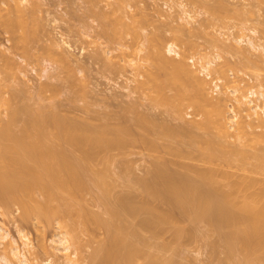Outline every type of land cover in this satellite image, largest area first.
<instances>
[{
	"label": "bare ground",
	"instance_id": "obj_1",
	"mask_svg": "<svg viewBox=\"0 0 264 264\" xmlns=\"http://www.w3.org/2000/svg\"><path fill=\"white\" fill-rule=\"evenodd\" d=\"M0 1H1L0 2L1 5L3 3V5L0 6L2 7L0 8L1 9L0 25L2 22V25L6 24L9 27V25L13 23V22L11 23V21H15V20L17 21L20 19L17 22L21 21L20 25L21 23H23L22 26H19L22 29L21 31H19L22 32L21 36L23 37L26 34L24 36L26 37V39L28 37H32L29 36L30 33L29 34H27L28 32L26 33V30L23 28V25L25 26L26 24V26H28L27 25L28 22L31 23L29 21L30 18L32 19L31 21H33V24L34 21H36L34 19H36V12L39 8V5L37 4L38 2H36L38 0H0ZM255 1H256V6L258 7L264 5V0H255ZM184 6L185 5L182 3L178 4V7L181 9L180 14L182 15L180 17L179 14L178 19L185 21L187 24L189 23L191 24L190 21L193 20L194 16L191 14L190 11H187ZM217 8H219V6ZM220 10L217 11L216 9L215 11L211 12L209 9L206 10V12L209 11V16L211 17V19L223 20L226 18H230L229 15L227 16V14L226 15L221 14L222 11ZM14 16L17 17V19ZM13 17L15 18V20L13 19ZM16 21L15 23H17ZM2 25L0 27H2ZM7 26H5L4 29ZM23 29L25 30V32H23ZM174 29L175 31L172 33L173 34L172 37L176 40L181 39L182 41L184 35L190 34L191 36L193 34L192 32L191 34L187 30H184L186 28L184 27L183 29L182 24H179L178 27H175ZM243 29L244 30L246 29L247 31L253 34H255L257 31V29L254 27L242 28L241 30ZM10 31L11 34L13 31L12 30ZM23 33L25 34L23 35ZM155 33L156 35L153 34L152 36L151 34L150 35L151 37L148 34L149 39L148 41L146 40L147 42H149V46L148 44H146L148 46V48L146 46L148 50L145 49L147 52H145V54L141 56L144 59V64L139 63L137 61L134 64H132L133 60L132 61L129 60V63L133 65L132 68L133 67H135V69L140 67L143 68V71H141L140 68V71L144 72L141 73V75L144 76V79L141 78L140 79L141 81L139 82V88L141 89V92L142 91L145 92L147 96L151 98L150 100L154 101V103H157L162 107L164 106L167 109V111L169 110V112L172 115L171 118L174 117L173 119L178 118V120L181 119L180 121H183L182 112L185 110V108L193 109L194 112L198 111L199 116L201 115L200 116L201 118L200 117H199L200 119L198 118L199 120L197 119L190 120L188 124L185 125L184 123L183 126H180L181 128L179 127V129L188 131V133L193 129L196 130L197 128H199V130L204 129L205 131L211 130L213 131L212 133L215 136V137L213 136L214 137L213 138L211 137L213 135L212 133L210 134L209 131L205 133V131L202 130L206 134L207 138H209L207 135L209 133L210 138L207 139L205 136L204 139L206 138L207 140L204 141L201 138L199 142L196 141V139H193L192 136L190 137V134L189 136L187 135L189 137L188 139L192 138L191 139L192 142L196 141L199 142L200 144L201 142H205L203 143L204 145L203 144L198 145L199 143L193 144L190 140L188 141L186 136L187 143L190 142L193 144V145L186 144L187 146L191 148L194 147L193 148L194 150H200L201 147L203 146L202 149L204 150L201 153L203 154L202 155L203 159L202 161L201 159H198L199 164L198 163L179 164L178 159L188 158L191 160H195V158L193 157L189 158L190 152L186 153L185 150L180 151L179 149L182 148V145H180L181 148H177L178 146L177 147L175 146L174 149L171 147L172 146L171 144L170 147L168 145L162 144V147L163 148L165 147L164 148L165 152L168 151L166 154L171 153L172 155L171 158L173 157L175 158V156L177 157V160L174 162V164L183 167L182 169H184L183 170L184 173H180L179 176H178L179 174L178 172H177L178 174L176 175L175 173L176 171H174L173 173L170 172L169 174L168 172L169 168L168 170H166V166H165L166 163H170V162L172 163V161H174L176 158L175 159L173 158L174 160L172 159L170 161L167 160L168 162L167 161L164 162L161 153L158 152L164 150L163 148H160L161 150H159L161 144L157 142V140L163 139L164 141L168 138L170 140L171 139L180 140V139H176L179 137L180 130L177 129L178 127L174 128V125L172 126L174 129H171L172 127L170 128V126L168 127L167 125H164L166 127L163 128V124H162V130H160V132L156 129L157 132H159L157 134L155 133L156 131L155 129H154L155 131L152 130V128L154 127L149 126L151 128V131L149 130L150 128L146 124L147 118L145 119L143 118L144 116L142 117L141 115L136 116L137 118L139 117L138 120L135 117L137 121L135 120V118L133 119L137 123L139 121V124L141 125L140 126L135 122L137 124V125L135 124V126L136 127L139 126L138 130H140V127L145 128L140 130L141 132L138 131L136 132L137 130L136 127L134 125L132 126V122L131 124L128 122L130 125L126 123L127 119L125 120V118L124 119L122 118L123 120H125L124 123L121 122L122 125H118L117 123V126L115 125L114 127H112L111 124H108L106 122L104 124L103 123L93 124L91 123L92 122L91 120H89V122L87 119H85L84 121L83 120L79 121L76 119L73 120V118L70 119L62 118L58 115H57L58 116L57 119L52 120V117L53 119L54 116L56 118V115L55 114L53 115V111H50L52 113H49L48 115L49 111L47 110L48 111V112L46 111L47 113L42 112L44 115L41 113V116H39L40 113L38 112L42 111V110L40 111V109H38L37 111L33 110L32 113L31 109L30 108L28 109L27 105L25 104L24 105L26 107L24 106L20 108H19L20 105L14 104V106H12L13 103L11 104L9 102V98L7 99L3 98L2 96L3 91L0 87V108L4 105H6L5 106L6 108L8 105L9 108V110L8 108L6 109L7 114H5L6 115L4 117L5 120H2L0 118V204L1 206L2 207L5 206L7 209V207L8 208L10 207V204H12L13 206L16 204V206H18V208L21 211L20 216H22L25 220L28 219L36 220L37 222L40 223L39 227H43L44 225L49 226V224L52 223L53 220L56 221L57 219L58 221H60V219L63 217L62 214H63V209H65L64 207H66V210L64 211H68L70 210V208H72L69 206H73L74 204L80 203L79 201L81 200L80 197L83 190L86 189L88 190L90 187H94L99 192L97 199L98 202L103 206L104 213L107 216L104 219L101 216L94 214L91 211L89 212L84 208L83 210L81 209V211H83L81 217H80L81 212L79 210H78L79 213L76 212L77 213L76 216L78 217L76 218L78 220L81 219L78 222V224L83 226L85 230H88V226H92L93 229L100 228L103 229L105 232V240H104L105 243L102 242L103 244H101V246L92 249L90 255L88 256L87 263H85V260L83 258L79 257L77 249L75 248L72 249V245H71L72 243L70 242V240L72 241V239L68 237L65 231L66 229L64 230L61 229V231L54 234L53 238L49 240L51 244H54L53 252H51L50 255L48 254V257H46V260L42 264H172L170 260L146 250V248L150 247L151 245L149 244L146 236L144 235V233L146 232L149 233L151 237L156 238L159 237L160 234L164 232L167 227H170L172 228L173 237L175 240H179L184 235L186 236L189 235V237L194 236L195 235L194 228L191 229L177 228L176 221L174 220V217L171 214V208H175L178 211H180L182 216L187 218L190 222L193 223L198 221L207 222L211 227V229L220 236L225 246L226 257L228 260L233 262L235 260L234 257L237 254H241V256L243 257L242 260L239 261V263L238 261L236 263L235 260L234 261L235 264H250L251 261L254 260H257V262H259L260 264H264V180L261 179L258 180L250 175L245 174L244 176L242 175V177L241 175L239 177H235L237 180L229 181L231 174L228 173L229 175L228 176L226 175L227 174L226 172H224L223 174L219 170L222 167L221 163L223 162V160L226 161L224 162L226 164L230 163L229 161H231V159L229 160V158L230 155H232L233 153H235L234 155L237 156L239 154H240L239 156L244 154L243 153L244 151H242V149L240 152L239 149L236 147H234L235 151H233V149L231 148H233L234 145H232L230 150L229 149L226 150V147L228 145L225 147L224 143L226 142V138H227L226 136L230 135V132H228L229 128H231L230 130L233 129L232 131H234V133L232 134L235 135L233 136L236 139L239 138L238 140H241L243 138L242 139L243 141L245 138L244 141L245 142L249 141L250 143H253L252 146L254 145L255 147L261 145L264 146V134L262 133L260 134L259 132L260 130L257 131L256 128V126L264 127L262 126V124L264 123L262 124L260 123L264 121V119L259 120L260 116L256 117L257 115L254 114V111L257 109L259 105L258 103L256 105L255 104L252 105V102L254 100L251 99L253 97H255L254 99L256 100L264 99V90L255 91L254 88L250 89L249 92H247L248 94L244 95V97L241 98V100H243L244 103L240 100V97L238 99L235 95L233 96L234 99L236 100L238 99L239 103H236V105L238 104L236 106L238 108V111L239 108L241 107L243 111L247 110L245 114L246 113L248 114V115L247 114L243 115L242 116L243 118L240 119L241 121L237 120V125H234L236 123L234 122V124L232 125L235 128H233V126L230 124L231 122H229L232 121V119L229 120L228 116L230 114L227 111L228 109L227 110L225 109L227 106L225 107V103H223L226 101L224 100L222 101L221 96L220 97L218 96L220 99L219 98L216 99V97L214 98V96L212 97V95L210 96L209 93H207L208 91L207 90L208 88H206L207 82L205 83L204 82L205 80L201 78L199 74L198 77L197 74L193 71L194 69L191 70L192 67H190V65L187 64L188 62L185 61L184 59L185 55L183 56L182 54L181 55L182 58H181L177 50L178 48L177 45H175L172 42L167 44H164L165 42H163L165 46L162 47L163 44L161 43L162 42L161 41L162 39L160 38L161 35L159 36V33L157 31ZM32 35L34 36V34ZM14 36H12L11 38H13ZM22 37L21 39L20 38L17 39L16 36L14 37V39L18 41L24 39V37L23 38ZM243 37L245 38L243 39ZM245 40H246L245 43L247 49H250L251 51L253 50L252 52H258L259 56H261V54H264V44L260 42H254L252 38H250V36L241 35L240 37H238V39H235V42L239 44L240 42ZM12 42L15 43L13 39ZM29 42L30 41L28 40L27 44ZM20 43L19 45L21 46L22 44ZM216 43L217 44L214 43L215 45L214 44L213 45L218 49L224 50L227 53H231V56L236 55L240 57V60L242 57V59H245L248 62H250L251 58L249 57L248 59V57L245 56L246 51L240 49L236 45L235 47L234 43L224 44L223 42L221 44L220 41ZM192 44L193 43H191V45ZM71 48L72 46L68 43L67 40L63 38H59V40L53 42L51 41L50 44H48L47 46L45 45L43 48L44 49L43 52H45L46 57L48 56L50 61L56 63L57 67L73 70L74 66L73 68H71L72 67L71 65L77 63L78 61L77 59L72 57L70 53ZM140 48H138V50ZM241 50H243L244 52H242ZM109 52L110 51H105L104 53L107 54ZM165 52H167L168 54L172 53L173 55H176L178 59L175 60L173 58L174 59L173 60L171 59V57H167ZM249 53L247 52V54ZM220 57L221 56H219V53L218 54L216 53L214 56L215 60ZM258 61L259 60H257V62ZM109 63L110 65L112 64L111 62H108V64ZM250 63L254 64L255 62L254 60H251ZM14 64L15 63L13 62V59L9 55L8 56L7 54L5 55L4 52L0 53V66L3 69L7 70L5 72L8 73L10 77H11V71H13V68H15ZM211 64L212 61H207L202 65L199 64L200 67L201 66L202 67L200 68L198 66L200 70H198L197 72L199 71L207 72V69ZM224 64L223 67L225 66ZM261 64L264 63H262L261 61ZM217 69H219V67H217ZM43 71L45 70L43 69ZM69 74L71 77V74H73V72ZM223 76L224 74L221 77ZM254 76H256V78L259 79V73L254 74ZM6 78L2 77L0 81L2 82ZM5 81L7 80H4V82H2L4 83V86H6ZM233 81L236 80L232 79V82ZM259 84L257 85V87L259 86ZM41 85L43 89L44 88L47 89L48 85L51 86L50 84L47 85L44 82L42 84L40 83V86ZM236 86L237 85H235L234 89L230 91L232 93L235 92L237 95L240 94V92L239 93L236 92L235 89ZM215 87L217 86L215 85ZM237 88H241V86ZM48 90L49 89H47V91ZM52 90L53 88L51 87V91ZM238 90L240 91V89ZM220 94H223V91ZM227 94H230L228 93V90H227ZM17 96L18 95H16V97ZM16 99H19V97ZM16 101L15 103H18ZM241 105L244 106V108H242ZM231 109L232 108L230 107V110ZM45 110L46 109H44V111ZM35 111L37 115H34L36 114L34 113ZM250 111H253V114L256 115L253 117V119L255 118L256 122L259 124V125L255 124L256 125L255 127L253 125L255 121L252 123L253 119H249L251 120V122H249V120L245 122L246 119L244 118V116H246V118L247 116L248 118L250 116H253L252 112ZM1 112L2 111L0 109V113ZM22 114L26 115L27 118ZM21 115L24 116L25 119ZM236 115L237 114H235L231 118H234ZM59 117L60 120L58 119ZM141 117L142 119H140ZM43 118L44 119L47 118L48 120L51 118V120L49 121H53L51 122V124L53 123L52 126L55 127L53 128V130H55L56 132H53L52 138L49 136L46 130L49 121L46 120V122H48L46 124L45 120L43 122L42 120ZM127 118L128 120L131 119V118L129 119V117ZM65 119L66 121H64ZM143 119H145V122L142 121ZM18 121L21 122L20 125L21 128L18 129V131L13 130L12 127L14 126L15 128L16 124L19 123ZM144 124L146 125V127L144 126ZM180 124H182V122ZM131 126L135 127L136 130ZM130 129H132L134 133L136 132L135 135L133 132L131 133L132 130ZM144 130H145L144 132L145 136L144 133H142ZM137 133L139 137H137L138 136ZM146 133H148L149 135H146ZM152 134H156V136H154L155 140H153V138L151 139V137H153ZM146 136H149L150 139ZM237 136L239 137L237 138ZM179 138H181V136ZM52 139L55 140L52 141ZM136 139L139 142H142V144H144L149 150H151L152 152L154 151V153L156 152L155 150L157 149V155L158 153H160V156L158 157L159 158L161 157L162 163L160 162L161 160H159V158L157 159V156L155 155V161L153 160L155 164L152 165L154 166V169L151 168V170L153 169L152 170L153 174L150 172L151 174L150 176H148L150 178L148 177L146 178V176L145 177L134 176L135 178L130 177L127 172L128 168L125 169L126 166L123 167L124 169L122 170L123 172L121 171V175L125 174V176L124 175L122 176L128 183L127 186L132 188H137L140 191V193H142L143 195L139 198V196L128 192L125 194L121 193L119 196H113L111 193L112 187L110 182L108 181L109 170L106 166L108 162V158L106 156H108V154L113 150L124 149L129 144H132L133 140L134 142H136L137 141ZM213 139L215 140L213 141ZM249 142L248 145L250 144ZM167 143H169V141ZM158 144H160V146H158ZM184 144L183 146L185 148ZM245 144L247 145V143ZM214 146L217 147L218 149L214 148ZM262 146L260 148H262ZM224 147H225L224 151L228 154L229 158L227 157V155H224V153H222L224 151L221 152L220 150ZM217 150L220 151V154L222 156L218 153ZM182 151H184L185 154ZM165 152L163 153L165 154ZM101 154L104 156L100 157ZM246 155L247 154L245 153V155L241 156V158L243 157L242 159H246L247 157H244ZM224 156L225 159H223ZM252 157L255 158L257 162L259 161L257 166H255L257 168L253 169L254 172L264 171V152H261L259 154L255 153L253 154ZM102 158L104 161L103 167L101 169H94L95 161H99ZM156 159L157 162L159 161L158 163L156 162ZM215 161L216 162L220 161L219 163L218 162L217 163L220 164L221 167H219L220 165H218ZM239 168L241 169L243 168L242 169L243 171L245 170L244 167H239ZM218 170L222 173L221 175L223 176L219 175L220 173H218ZM253 170L251 172H253ZM247 171L249 170H245V172ZM128 176H129V180H128ZM217 176L219 178L221 177V179H219ZM155 201H158L161 204H165L168 207V209L166 210L159 209L157 204L153 203ZM70 212L72 213V210H70ZM67 213L69 214V211ZM62 227L66 228V226L61 223L60 228ZM40 231L41 230H39V232ZM17 233L19 234L21 244H17L16 240L7 241L6 239L9 233L8 231H6V228H4L3 225L0 223V241L2 242L7 241L4 244L6 247L3 246V249L0 248L1 249L0 264H30L29 263L30 259L26 256L27 253L26 251L29 249H27L26 251L24 250L25 247L31 248L29 247L30 242H28L27 236L24 233H22L21 231H18ZM39 235L40 236L37 242V247L43 252L47 253L45 236L42 231L40 232ZM164 248L165 247L163 245L156 246L157 250H162ZM51 256L54 258H52ZM53 259L54 260L56 259L58 262L54 263L52 261ZM32 262L33 264H40L37 263L36 258L32 259Z\"/></svg>",
	"mask_w": 264,
	"mask_h": 264
},
{
	"label": "rangeland",
	"instance_id": "obj_2",
	"mask_svg": "<svg viewBox=\"0 0 264 264\" xmlns=\"http://www.w3.org/2000/svg\"><path fill=\"white\" fill-rule=\"evenodd\" d=\"M36 2H38L37 4L39 5V8L36 12V19H34L36 21H34L33 24V21H31L32 19L30 18L29 21L31 23L27 21L28 26H26L25 24L26 28L23 25V28L26 30V33L27 32H28L27 34L30 33L29 36L32 37H28L26 39V37H24L26 34L23 33V35L25 34L23 36L25 40L22 39L17 41L16 39H14V37L16 36L17 39L19 38L21 39L22 32L19 31H21L22 29L19 26H22L23 24L21 23L20 25L21 21L17 22L20 19L16 21L15 18L17 19V17L15 16H14L15 18L13 17V19L17 23H15V21H11V23L13 22L12 23L13 25L10 24L12 26L9 25L8 27L6 24H3L4 25L3 26L1 22L3 28L0 27V53L4 52L5 55L6 54L7 56L9 55L13 59V62L15 63L14 64L15 68H13V71H11V77H10V75H8V73L5 72L7 70L3 69L0 66V70H2L0 71V79H2V77L6 78L8 76L6 79H4L7 80L5 81L6 86H4V83H2L4 82L3 80L2 82L0 81L1 82L0 84H3L0 85V87L3 91L2 94L3 98L5 99L9 98V102L11 104L13 103L12 106H14V104L20 105L19 106L20 108L27 105V108L28 109L30 108L32 113L33 110L37 111L38 109H40V111L41 110L42 111L38 112L40 113L39 116H41L42 112L44 113L47 110L49 111V112L47 111L48 115L49 113H52L50 111H53V115L55 114L56 118L54 116V119L52 117V120L57 119L58 116L66 119L73 118V120L76 119L79 121L82 120L84 121L85 119H87L88 122L89 120H91L92 122L91 121L90 122L93 124L94 123L104 124L106 122L108 124H111L112 127H114L115 125L117 126V123L118 125H122L121 122L124 123L126 119L128 120L127 117L131 119L128 121L126 120V123L129 122L131 124L132 122V126L133 125L135 126V124L137 123L136 121L139 119V117L137 118L136 116L141 115L142 117L144 116L143 118L145 119L147 118L146 124L148 125V127L149 126L154 127L152 128V130L157 129L159 132L160 130H162V124H163V128L166 127L164 125H167L168 127L170 126V128L174 125V128L178 127L177 129H179V127L183 126L184 123L185 125L188 124L190 120L193 119L199 120L201 118L200 117L201 115L199 116L198 111L194 112V110L190 108H185V110L182 112L183 115L182 117L184 122L180 121L181 119L178 120V118L177 119H173L174 117L171 118L172 115L169 112V110L167 111V109L164 106L162 107L161 105L154 103V101H151L150 100L151 98H149V96H147V94L143 91L142 94L141 89L139 88V82L141 81L140 79L141 78L144 79V76L141 75V73H144L141 72L143 71V68L140 67L141 71L140 68H136V69L135 67L132 68L133 65L129 63V60L131 61L133 60V63L131 62L132 64H134L136 61L144 64V59L141 56H143L145 52H147L146 50H148L147 49L149 46V42H147L149 39L148 34L152 32L151 33L152 36L153 34L156 35L155 33L156 31L159 33V36L161 35L160 38L162 40L161 39L160 40L162 42L161 41L160 42L162 44L163 42H165L164 44L172 42L175 45H177L178 47L177 50L180 56L182 54L183 56L185 55L184 56L185 58L184 57L183 58L185 59V61L188 62L186 63L190 65V67H192L191 70L194 69L193 71L197 74V76L199 74L200 77L203 78L205 81L203 79L202 80L205 83L207 82L206 88H208L207 90L209 91L208 92L206 90L207 93H209L210 96L212 95V97L214 96V98L216 97V99L221 96L222 101L223 100L226 101L223 103H225V107L227 106L225 109L226 110L228 109L227 111L230 114V115L228 114L229 120L232 119V121H229L231 122L230 123L231 125L234 124V122H236L234 125H237V120L241 121L240 119L243 118L242 116L247 114V113L245 114V112L247 111L245 110L246 107L244 109L245 111H243L241 107L239 108L238 111V108L236 107L238 105V104L236 105V103H239L238 102L239 97L241 100V98H243L244 95L248 94L247 92H249V90L253 88L255 91L264 90L262 89L264 88V64H261V61L262 63H264V54H261V56H259L258 52H252L253 50L251 51L250 49H247L245 43L246 40L240 42L239 44L235 42V39H238V37H240L241 35H247L250 36V38H252L254 42H260L264 44V5H261L260 7L256 6L255 0H38ZM179 3L184 4L186 10L190 11L191 14L194 16L193 20L190 21L191 24L190 23L187 24L185 21L178 19L179 14L181 13L180 11L181 9L178 7ZM2 5L0 4V6ZM218 6L219 8H217ZM209 9L211 12L215 11L216 9L217 11L221 9L220 10L222 11L221 14L223 15L227 14V16L229 15L230 18H226L223 20L211 19V17L209 16V11L206 12V10ZM181 16L182 15L180 14V17ZM179 24H182L183 29L184 27L186 28L184 30H187L189 33L191 32L193 33V34L191 33L192 34L191 36L190 34L184 35L183 37L186 38L185 39L182 38V41L181 39L176 40L172 37L173 36L172 33L175 31L174 28L178 27ZM5 26L7 27L4 29ZM250 27H254L257 29L255 34L250 33L246 29L241 30L242 28H250ZM8 29L12 30L13 32L10 34L11 31ZM24 29L23 32H25ZM31 33L34 34L35 37ZM151 34H149V36ZM11 35L12 36L15 35V36L11 38L12 37ZM59 38H63L67 40L68 43L72 46L70 53L72 57L77 59L78 61L77 63L71 65L72 66L71 68H73L74 66L73 68L74 71L66 68L57 67L56 63L50 61L48 56L46 57L45 52H43L44 50L43 48L45 45L47 46L48 44H50L51 41L53 42L59 40ZM244 38L245 37H243V39ZM12 39L13 41H15L16 44L17 43L18 44L16 45L15 43H13ZM28 40L30 42L27 44ZM214 40L216 42L220 41L221 44L223 42L224 44L225 43L233 44L235 42L234 46L236 45L240 49H243L244 51H246L245 52L246 54L247 52L248 53L250 52L251 54L254 53L252 55L250 53H249L250 55L245 54V56H247L248 59L250 57L251 58L250 62L251 60H254L256 64L250 63L247 60L242 59V57L240 60V57L236 55L231 56V53H227L224 50L218 49L217 47L214 46L215 44H217ZM22 41L24 44L22 43ZM19 43L22 45L20 46ZM191 43L193 44L191 45ZM146 44H148V46ZM164 44L162 45V47L165 46ZM138 48H140L141 51L140 49L138 50ZM104 50L110 51L109 53H107L108 56L107 54L104 53L105 52ZM243 50L241 51L244 52ZM165 53L167 57H171V59L173 58L175 60L178 59L177 56L173 55L172 53L171 54H168L167 52ZM216 53L217 54L219 53V56L221 57L215 60L214 56ZM206 60L212 61V64L209 65L206 72L210 76L209 79H206L203 75H201V71L197 72L202 67V66L200 67V65L207 62ZM257 60H259L260 62L259 61L257 62ZM245 61L247 62V64ZM108 62H111L113 66L112 64L110 65V63L108 64ZM223 64L225 65L224 67ZM217 67H219V69H217ZM43 69L45 71H43ZM72 72L73 74H71L70 77L69 73ZM222 72L224 74L223 77L225 81L223 80V77H221L223 75ZM256 73H259V79H257L256 76H254V74ZM253 76L256 78V80ZM212 79L217 80L218 82L217 87L219 89L216 87L213 88L211 82ZM232 79L236 81L232 82ZM43 82L46 83L47 85L48 84L51 85V86L48 85L47 87V89H49L48 91L46 88L43 89L42 85L40 86V83L42 84ZM258 84L259 86L257 87ZM235 85H237L235 88L236 92L237 93L240 92V94L236 95L235 92L234 93L231 92L234 89ZM239 86H241V88H237ZM51 87L53 88L52 91H51ZM225 88L228 90V93L230 94H227V90ZM238 89H240V91ZM222 91L223 94H220L222 93ZM15 94L18 96L16 97ZM234 95L238 98L237 100L234 99L233 97ZM18 97L19 99H16ZM254 98L255 97L251 98L252 100H254L253 102H255V103L252 102V105L253 104L256 105L257 103L259 105V106L257 105L258 107L254 111V114H256L257 116L253 114V111H250L252 112L253 116H250L252 118L250 117L248 118V116L246 118V116H244V118L246 119V121L244 119L245 122H247V120L249 119H253L254 116L256 117L260 116L259 120L264 119L262 118L264 117V107H262L264 106V99H258L260 100L258 101ZM15 101L18 103H15ZM241 101L243 102V100ZM5 106L6 105L0 108L2 111L0 113V118L2 120H5L4 117L6 116L5 114H7L6 109L8 108V105L7 108ZM230 107L232 108L231 110ZM242 108H244V106H242ZM44 109L46 110L44 111ZM36 111L34 113H36ZM235 114H237L236 115L237 117L235 116L236 118L235 117L231 118ZM34 115H37V113ZM24 116L26 117V115ZM60 117L58 118L59 120ZM135 117L137 118V120ZM142 117L140 119H142ZM122 118L123 119L125 118V120H123ZM134 118L136 121L133 120ZM66 119L64 121H66ZM145 119H143L142 121L145 122ZM42 120L43 122L44 120L46 122V120L49 121L51 120V118L49 120L47 118L45 119L43 118ZM254 121L256 122L255 118L252 120V123ZM51 122L53 121H49V123L46 122V124L48 123L46 130L49 136L52 138L53 132L56 131L53 130V128L55 127L52 126L53 123L51 124ZM181 122L182 124H180ZM249 122H251V120H249ZM255 122L253 124L254 127L256 125H259L257 122L256 123ZM260 123L262 124L264 123V121ZM137 124H139V121ZM20 125L21 122L17 123L15 128L14 126L12 127L13 130L18 131V129L21 128ZM144 126L146 127L145 124ZM262 126H264V124H262ZM135 127L132 128L135 129ZM138 127L139 126L136 127L137 130L135 129L136 132L137 131L141 132L140 130L145 129L140 127V130H138ZM174 128L172 127L171 129ZM233 128L235 127L233 126ZM256 128L257 131L260 130L259 131L260 134L261 133L264 134V127L256 126ZM197 129L196 130L193 129L189 133L188 131L179 129L180 130L179 137L181 136V138L179 137L178 138L175 137V138L180 140H173V139L170 140L169 138H168L169 140L166 139L164 141L163 139L157 140V142L161 144V146L160 144H158V146H160L159 150H161L160 148H163L162 144L168 145L169 147L171 144L172 148H174L175 146L176 147L178 146L177 148H181L180 145H182V148L179 150L180 151L185 150L186 153L190 152L189 158L193 157L195 158V160L182 158V159H178L179 162L178 161L177 162L179 164L180 163L199 164L198 159H201V161L203 159L202 157L203 154H201L202 151L204 150L202 149L203 146L201 147L200 150H194L193 149L194 147L191 148L187 145H190L192 143L198 144L201 138L204 141L209 139L210 138L209 133L207 134L209 138H207L205 133L209 131L211 134L213 131L211 130L205 131L204 129H202L205 131L204 133V131L199 130V128ZM230 129L231 128H229L228 131L230 132V135L226 136L227 137L226 142L224 143L225 147L228 145L226 147V150L227 149L230 150L232 145H234L233 148L231 149L235 151L234 147H236L239 149L240 152L242 149V151H244L243 152L244 154H242L241 156L245 155L246 153L247 155L244 157L247 158L242 159L243 157L241 158V156H239L240 154L237 156L234 155L235 153H233L232 155L229 154L230 155L229 158L228 154L224 151L225 150L224 147L220 150L221 152L224 151L222 153H224V155H227V157L229 158V160L231 159V161H229L230 162L229 164L224 163L226 162L225 160H223V162L221 161L222 167L220 164H218L220 161L219 162L217 161L218 163L215 161L218 165H220L219 167H221V169L219 170L223 174L224 172H226L227 173L226 175H228V173L232 175V176L230 175L229 181L237 180L235 177H239L240 175L242 177V175L244 176L245 174L250 175L258 180L259 179L264 180V171L254 172L253 169L257 168L255 166H257L259 161L257 162V160H255V158L252 157L253 154L255 153L259 154L261 152H264V150H261L264 149V146L261 145L262 148H260L261 146L255 147V145L252 146L253 143H250L248 141L250 143L249 146L248 142L244 141L245 138L243 140L244 142L242 141L243 138L241 140H238L239 136H237L238 139H236L234 137L235 135L232 134L234 133V131H232L233 129L232 130ZM149 130L151 131V128ZM157 130L155 131V133L158 134L159 132H157ZM132 132L133 130L131 131V133ZM144 132L145 130L142 133ZM189 134L190 137L192 136L193 139H196V141L199 142L196 141L192 142L191 140L192 138L188 139ZM146 135L149 134L146 133ZM152 136L153 137L150 136L151 139L153 138V140H155L154 136H156V134H152ZM186 136L188 141L190 140L192 143L190 142L187 143ZM205 136L207 139L206 138L204 139ZM213 136L214 134L211 137ZM137 137H139V135ZM146 137L149 138V136ZM54 140L52 139V141ZM134 140L132 141L133 143L131 142L132 144H129L124 149L113 150L108 154V156H106L108 158V162L106 166L109 170L108 181L111 184L112 187L111 193L113 196H119L121 193L125 194L128 192L139 196V198L143 195L142 193H140V191L137 188H132L127 186L128 183L122 176V175L125 176V174L121 175V171L124 169L123 167L126 166L125 169L128 168L127 172L130 177L135 178L138 176L139 177L146 176L147 178L148 176H150L151 173L153 174L152 170L154 169V166L152 165L155 164L154 163L155 155L157 156L158 159L159 158L158 156H160L161 153L164 162L167 160L170 161L174 158V157L171 158L172 157L171 153H169L170 155L166 154L168 151L165 152L164 149L165 147L163 148L164 151H158L160 153H158L157 155V149L155 150L156 152L154 153V151L152 152L151 150H149L144 144H142V142H139L137 139H136L137 141L134 142ZM214 140L215 139H213V141ZM166 141L167 142L169 141V143H167ZM203 143L205 142H201V144L199 143L198 145H202ZM245 143H247V145ZM183 144L185 145V148ZM214 148L218 149L215 146ZM163 152H165V154ZM182 152L184 153V151ZM218 153L220 154V151H218ZM102 156L104 155L101 154L100 157ZM175 158H174L175 160L173 159L174 161H172V163L171 162L166 163L165 166H166V170H168L169 168L168 170L169 174L170 172L173 173L174 171H176L175 172L176 175L179 173L178 174L179 176L180 173H184L183 172L184 169H182L183 167L174 164V162L177 160L176 156ZM223 159H225V156ZM159 160H161L160 162L162 163L161 157L159 158ZM103 164H104L103 158L99 161H95L94 169H101L103 167ZM239 167H244L245 170H249L250 172L249 171L245 172V170L244 171L242 170L243 168L241 169ZM151 168L153 169L151 170ZM219 170H218V173H220L219 175L223 176L221 175L222 173ZM252 170L253 172H251ZM129 176H128V180H129ZM219 179H221V177ZM98 195L99 192L94 187H90L88 190L87 189L83 190L80 197L81 200L79 201L80 203L74 204L73 206H69L72 207L70 208V210H72V213L70 212V210H68L69 211L68 214L67 213L68 211H64L66 210V207H64L65 209L62 208L63 217L61 215L62 218L60 219V221H58L57 219L56 221L53 220L52 223L49 224V226L44 225L43 227H39L40 223L34 219L25 220L22 216H20L21 211L18 208V206H16V204L14 206L10 204V207L9 208L7 207V209L5 206L4 208L0 204V223L3 225L4 228H6V231H8L9 233L6 240L7 241L16 240L17 244H21L19 234L17 233L18 231H21L27 236L28 242H30L29 247L31 248L25 247L24 249L25 251L27 249L30 250V251L29 250L26 251L27 252L26 256L30 259V262L29 261L28 262L30 264H33L32 259L36 258L37 263L42 264L46 260V257H48V254L50 255L51 252H53L54 244H51L49 240L53 238L54 234L61 231V229L62 230L66 229L65 231L68 237L72 239V241L70 240V242L72 243L71 244L72 249L74 248L77 249L79 257L83 258L85 260V263H87L88 256L90 255L92 249L101 246V244H103L102 242L105 243L104 241L105 232L103 229L100 228L93 229L92 226H88V230H85L83 226L78 224V222L81 220L80 217L83 212L81 211V209L83 210V208L88 210L89 212L91 211L92 213L101 216L104 219L107 217L106 214L104 213L103 206L98 202L97 199ZM153 203L157 204L158 208L161 210L168 209V207L165 204H161L158 201H155ZM78 210L81 212L79 217L80 220H78L77 219L78 217L76 216V214L79 213ZM171 214L174 217V220L176 221L177 228H183V229L194 228L195 235L192 237H189V235L187 236L184 235L179 240H175L173 237L172 228L170 227H167L166 230L162 232L159 237L156 238L151 237L149 233L145 232L144 235L146 236L147 241L151 245L150 247L146 248L147 251L158 254L159 256L170 260L172 264H235L234 263L235 260L236 263L237 261L239 263V261L242 260L243 257L241 256V254H237L234 257L235 260L233 262L227 259L225 246L220 236L211 229V227L207 222L204 221H198L194 223L190 222L187 218L182 216L180 211H178L175 208H171ZM61 223L64 224L66 228L65 227L60 228ZM39 230H41L45 236L47 253L43 252L37 247V242L40 236L39 234L41 232V231L39 232ZM7 241H3L4 243L0 241V244H2L0 245L1 249H3V246H5L4 244ZM157 245H163L165 248L162 250H157L156 249ZM52 261L54 263L58 262L56 259L55 260L53 259ZM250 264H260V263L257 262V260H254L251 261Z\"/></svg>",
	"mask_w": 264,
	"mask_h": 264
},
{
	"label": "built area",
	"instance_id": "obj_3",
	"mask_svg": "<svg viewBox=\"0 0 264 264\" xmlns=\"http://www.w3.org/2000/svg\"><path fill=\"white\" fill-rule=\"evenodd\" d=\"M201 75H203L206 79L210 78L209 74H207L206 72L201 71ZM211 82H212L213 88L215 87V85L218 86V82L216 79H212ZM216 88H218V87H216Z\"/></svg>",
	"mask_w": 264,
	"mask_h": 264
}]
</instances>
